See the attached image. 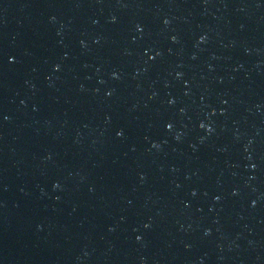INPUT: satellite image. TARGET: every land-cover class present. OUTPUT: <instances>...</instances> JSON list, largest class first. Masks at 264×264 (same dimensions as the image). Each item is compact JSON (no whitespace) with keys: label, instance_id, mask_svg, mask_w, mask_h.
<instances>
[{"label":"water","instance_id":"obj_1","mask_svg":"<svg viewBox=\"0 0 264 264\" xmlns=\"http://www.w3.org/2000/svg\"><path fill=\"white\" fill-rule=\"evenodd\" d=\"M0 264H264V0H0Z\"/></svg>","mask_w":264,"mask_h":264}]
</instances>
